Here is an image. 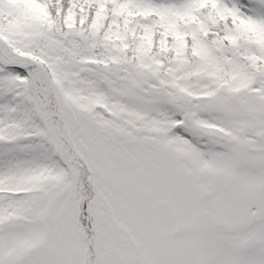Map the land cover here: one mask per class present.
I'll return each mask as SVG.
<instances>
[{"label":"snow or ice","instance_id":"6c2138e0","mask_svg":"<svg viewBox=\"0 0 264 264\" xmlns=\"http://www.w3.org/2000/svg\"><path fill=\"white\" fill-rule=\"evenodd\" d=\"M0 264H264V0H0Z\"/></svg>","mask_w":264,"mask_h":264}]
</instances>
